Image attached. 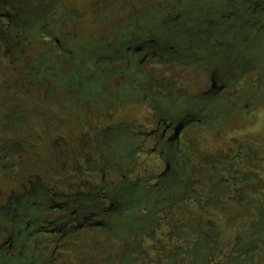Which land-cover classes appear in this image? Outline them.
Segmentation results:
<instances>
[{"label": "trees", "instance_id": "obj_1", "mask_svg": "<svg viewBox=\"0 0 264 264\" xmlns=\"http://www.w3.org/2000/svg\"><path fill=\"white\" fill-rule=\"evenodd\" d=\"M149 1L146 7L134 10L130 30L122 27L111 37L103 33L109 41L97 50L101 58L94 60L99 69L96 76L85 74L76 62L70 63L67 72L71 79L67 84L76 94H83L86 100L88 87L94 85L96 92L100 84L113 88L112 82L117 78L125 81L117 89L119 94L127 95L130 89L141 92L148 89L149 79H134L131 74L154 61L173 60V64L192 66L194 62L178 56L181 52L186 56L209 54L217 62L226 61L228 53H233L232 56L247 53L264 59V0ZM71 2L0 0L3 29L0 42L10 41L5 46L6 52L20 57L28 54L27 45L34 48L50 40L55 44L61 28L70 32L77 47V36L73 34L81 15ZM131 34L143 40L132 47L129 53H134V63L128 64L129 53L113 44V39ZM244 37L248 43H241ZM64 43L65 49L56 51L73 59L78 48ZM149 45L150 50L146 49ZM145 55L144 64L139 65ZM246 70L264 72L253 66ZM150 86L156 97L144 102L156 119L166 118L158 108H170L171 99L153 84ZM173 103L176 105L173 111L184 113L180 116L183 128L190 122L204 128L211 121L192 110V102L186 104L185 99L174 97ZM203 104L200 105L203 114L214 113L217 117L221 112L222 108ZM140 136L134 132L131 137L122 134L111 137L116 144L113 153L119 158L112 170L119 179L100 206L101 225L94 228L105 232L110 244L116 246L118 264H256L261 259L259 252L264 250V179L251 175L254 171L249 173L241 148L236 154L229 152L220 159L193 151L181 154L175 151L171 157L164 154L160 145L151 151ZM145 155L153 157L151 165L143 163L139 168L141 175L128 181L131 157ZM261 160L264 165V152ZM110 168L102 163L104 171ZM251 194L256 195L249 200Z\"/></svg>", "mask_w": 264, "mask_h": 264}, {"label": "rangeland", "instance_id": "obj_2", "mask_svg": "<svg viewBox=\"0 0 264 264\" xmlns=\"http://www.w3.org/2000/svg\"><path fill=\"white\" fill-rule=\"evenodd\" d=\"M149 2V0H72V8L81 15V21L73 34L77 36V47L66 28L59 29L58 39L61 49H65L64 41L78 48L80 53H76L73 59L63 56L64 52L56 51L60 53L59 57L50 54L49 47L54 45L53 40L40 43L34 48L27 45L28 54L26 52L20 57L6 52L5 46H9V40L0 42V156L10 153L9 139L14 142L16 141L14 138L19 136L15 130L14 133H9L12 132L11 126L4 119L8 110H12L13 103L21 102L24 113H19L23 117L17 118L19 121L14 122L12 126L21 127L20 131L24 132L21 139L26 140L29 137L31 140L27 142L36 145L34 149L27 150L22 160L18 159V154H11L7 157L6 163L0 162V205H3L5 197L11 193L21 195L23 192L21 185H25L27 189V181H34L35 175L42 176L43 183H48L47 180L50 178L48 172L54 171L53 174L58 176L60 162L57 156L62 148L61 138L70 140L75 153L78 152L76 144H80L82 146L80 154L93 161L90 165L84 162L83 157L80 158V166H75L80 171L74 172L71 178L67 175L62 177L64 180L71 179V182H60L58 190L63 191L65 186L70 184L72 189L68 190V193L75 194L77 190L74 189L75 185L99 183L100 164L103 160L110 166L117 164L119 158L111 148V137L115 134L131 137L134 132L154 130L153 120L156 116L151 107L144 102V99L151 96L156 97L153 88L150 87L148 90L145 88L141 92L130 89V94L121 95L117 89L125 81L123 78H117L112 82L113 88L109 84H100L97 86L98 97L94 99L86 97L85 100L83 94L78 95L67 86L71 79L67 72L70 63L82 65L83 62H87L91 58L90 50L109 41L107 37H103V33L107 32L111 37L115 30L122 27L130 30V18L134 10L146 7ZM207 56L210 57L209 54ZM160 63L158 61L146 63L143 69H136L131 76L134 79L142 77L149 81L157 80V86L152 83L154 88L160 87L167 96L172 93L179 98L184 95L186 99L203 93L209 87L208 74L201 69L189 65L184 67L180 64ZM83 69L84 73L91 77L99 72L98 63H93L92 68L90 66ZM244 75L237 83L225 84L223 94L210 105L222 108L216 118L208 120L209 123L204 124V128L195 122H190L182 128L177 152L181 154L184 151H193L201 156L220 159L229 152L232 155L236 154L241 148L249 173L254 171L251 175L264 179L262 173L264 165L261 160L264 152V72L249 71ZM77 76L79 77V74ZM235 87L237 94L233 96L234 103L228 104L225 98L232 95V89ZM11 88L21 91L16 96L14 90L10 91ZM199 114L203 117L208 116L202 112ZM86 134L90 140L83 145ZM37 137L41 138V141H38ZM94 142L96 144L92 145ZM147 142L148 148L151 149L153 140ZM88 144L91 145L90 149L86 148ZM152 158L148 155L138 158L132 156L127 180L133 181L138 178L141 175L139 171L141 165L145 162L148 166L151 165ZM3 165H7L4 170L1 169ZM109 171L106 184L113 186L118 183L119 177L112 168ZM79 174H82L81 177ZM79 191L86 193L88 190L81 186ZM255 195H249V200ZM72 206L76 207L77 204ZM110 242L105 232L100 229L76 231L62 242L69 244L64 248L60 247L56 256L60 255L53 264H118L119 261L115 257L116 246ZM262 251L259 252L261 259L257 260L256 264H264V250Z\"/></svg>", "mask_w": 264, "mask_h": 264}, {"label": "flooded vegetation", "instance_id": "obj_3", "mask_svg": "<svg viewBox=\"0 0 264 264\" xmlns=\"http://www.w3.org/2000/svg\"><path fill=\"white\" fill-rule=\"evenodd\" d=\"M120 39L122 40L118 43V40ZM142 40L143 39L139 38L135 39L134 34H131L123 36L122 38L121 36L114 38L113 44H116L118 47L125 48V51L129 53L132 47L136 45L137 42L141 43ZM231 40L238 42L237 38H233ZM241 43H248V38L244 37ZM60 45V41L55 40V44L52 45V47H49L50 54H54L56 57H59L60 54L56 53V50L61 48ZM116 45H112V47ZM150 47L151 46L149 45L146 49L150 50ZM99 49H101V47L90 50L89 56H91V58L79 66L85 69H88L90 66L92 68L94 63L93 61L96 58H101V55L97 53ZM228 54L229 56H226V61L219 60L218 62L212 57H203L197 53H194L191 56H186L181 52V54L178 55L183 59L194 62L192 67L201 69L208 74L209 87L203 91V93L195 95V97L191 99H186V96H182V99L186 100V104L192 102V110L198 112V115L202 111L200 105L208 103L209 106L215 102L218 96L223 94L225 91V84L237 83L242 76H245L244 74L249 72L246 70V67L253 66L255 69H261L260 71H264V59L261 57L249 56L247 53H239L234 56H232L233 53ZM146 56L147 55L144 56V59H141L139 65L144 64ZM126 58L128 60V64L134 63V53H129V56ZM164 62L168 64L172 63L173 60H165ZM180 65L184 67L187 66V64ZM152 83L157 86L158 81L150 80L148 83L149 89ZM93 86L88 87L86 91L84 90L86 97L91 99L98 97V94H96L98 91L96 92ZM159 89L161 88L159 87ZM11 90H14L13 92L16 93V96L19 91H21L14 88H11L10 91ZM236 94L237 89L235 87L232 89V95L225 98L228 104L234 103L235 97L233 96ZM110 96L111 95L109 94V97ZM174 97L180 99L178 95L176 96L172 93L167 96L168 99H171L170 108L167 106H161L158 108L159 112L166 116V118L154 119V130L149 132L138 131V134L141 135L140 138H143L145 142L151 139L153 140V147L151 149L149 148L151 151H154V149L160 145V147L165 150L164 154L170 155L171 157L175 154V151H177L179 146V136L178 140L170 141L171 136L174 134V129L180 126L182 124L181 122H183V119L181 120L180 118L183 112L173 111V108H176V105L173 103ZM11 106H13L12 110H8L4 119L6 123L8 122L11 126L10 130L12 132L9 133H14L15 130V133L19 136L14 138V140H16L14 142L12 139H9L11 146L8 150H10V153L0 156V162L2 161L5 163L9 155L18 154V159L22 160L27 150H32L36 147V145L27 142L28 140H31V138L28 137L26 140L21 139L24 134L23 131H20L21 127L12 126L14 122L19 121L17 118L20 116L23 117V115H19L20 112L21 114L24 113L22 103H13ZM20 109L22 111H19ZM33 113L35 114V112ZM210 114L206 118H211L212 120L216 117L214 116V113H212V115ZM201 117L204 118L203 116ZM40 139L37 137L38 141H41ZM60 140H62V148L57 156V159L60 162L58 176L53 174L54 171H52V173L48 172L50 177L47 180L48 183H43V177L35 175V177H33L34 181H27V189L25 188V185H21L23 188L21 195H14L11 193L5 197L3 205H0V264H53L60 255L56 256L60 247L64 248L67 244H69H62V242H65V240L70 237L71 233L79 230L92 229L101 225L100 219L103 209L100 206L103 203V200L108 197L107 194L109 193V189L113 187L106 184L107 173L110 171H104V169H102L103 160L100 164L101 169L99 170V183L96 185H90L87 183L86 185H81L88 190L86 193L80 192L79 188L81 186L78 185L74 186V189H77L75 194H72L71 192L68 193V190L70 191L72 189L70 184L65 186L63 191H59L58 186H60V182H71V179L64 180L62 177L67 175L71 178L73 177L74 172L80 171L75 167L80 166V158L83 157L85 163H89L90 165L93 164V161L80 154V148H82L80 144H76L78 152L75 153L69 139L64 140L61 138ZM89 140L90 137L86 134L83 145L89 142ZM90 144H88L86 148L90 149ZM95 144L96 142L92 145ZM51 145L53 146V143ZM115 145L116 144L112 141L111 148L113 151H115ZM106 164L109 163L106 162ZM125 165L128 168L129 162L125 163ZM6 166L7 165L1 166V169H6ZM110 167L112 168V165ZM81 175L82 174H79L80 177ZM123 179H125V177H123ZM256 180L262 184L260 179L257 178ZM75 204H77V206L73 207L72 205ZM92 204L96 205L92 206ZM86 207H90L92 209L87 210Z\"/></svg>", "mask_w": 264, "mask_h": 264}, {"label": "water", "instance_id": "obj_4", "mask_svg": "<svg viewBox=\"0 0 264 264\" xmlns=\"http://www.w3.org/2000/svg\"><path fill=\"white\" fill-rule=\"evenodd\" d=\"M182 128L183 127L180 125V126H178L177 128L174 129V134L171 136L170 141L178 140V136L181 133Z\"/></svg>", "mask_w": 264, "mask_h": 264}]
</instances>
